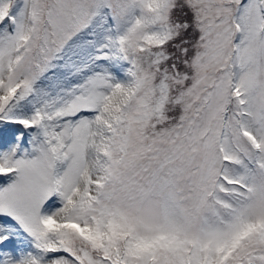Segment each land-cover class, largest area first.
Here are the masks:
<instances>
[{
	"label": "snow or ice",
	"instance_id": "6c2138e0",
	"mask_svg": "<svg viewBox=\"0 0 264 264\" xmlns=\"http://www.w3.org/2000/svg\"><path fill=\"white\" fill-rule=\"evenodd\" d=\"M0 264H264V0H0Z\"/></svg>",
	"mask_w": 264,
	"mask_h": 264
}]
</instances>
